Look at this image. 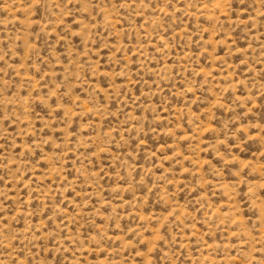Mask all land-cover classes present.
Returning a JSON list of instances; mask_svg holds the SVG:
<instances>
[{
	"label": "rangeland",
	"instance_id": "rangeland-1",
	"mask_svg": "<svg viewBox=\"0 0 264 264\" xmlns=\"http://www.w3.org/2000/svg\"><path fill=\"white\" fill-rule=\"evenodd\" d=\"M0 264H264V0H0Z\"/></svg>",
	"mask_w": 264,
	"mask_h": 264
}]
</instances>
